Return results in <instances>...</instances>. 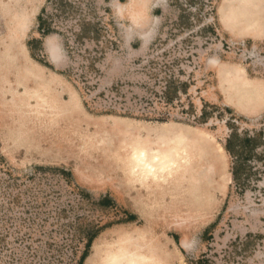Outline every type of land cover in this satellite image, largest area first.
Instances as JSON below:
<instances>
[{
	"label": "rangeland",
	"instance_id": "rangeland-1",
	"mask_svg": "<svg viewBox=\"0 0 264 264\" xmlns=\"http://www.w3.org/2000/svg\"><path fill=\"white\" fill-rule=\"evenodd\" d=\"M149 250L264 264V0H0V264Z\"/></svg>",
	"mask_w": 264,
	"mask_h": 264
},
{
	"label": "bare ground",
	"instance_id": "bare-ground-1",
	"mask_svg": "<svg viewBox=\"0 0 264 264\" xmlns=\"http://www.w3.org/2000/svg\"><path fill=\"white\" fill-rule=\"evenodd\" d=\"M153 152V150L148 151L144 148L133 149L130 154L131 164L134 168L138 166L143 175L150 176L152 179L161 177L162 172L165 170L169 171V169H171L170 171L172 173L175 172L177 168L182 167L181 160H183V158L178 155H168L164 150L158 153ZM154 259L155 255L149 250L142 254L127 256L124 264H156L157 262H155Z\"/></svg>",
	"mask_w": 264,
	"mask_h": 264
},
{
	"label": "trees",
	"instance_id": "trees-1",
	"mask_svg": "<svg viewBox=\"0 0 264 264\" xmlns=\"http://www.w3.org/2000/svg\"><path fill=\"white\" fill-rule=\"evenodd\" d=\"M43 11H45V9H43ZM38 21H39V25H38L39 31L42 32L43 34L45 32H48V30H44L45 22H44L42 16L39 17V20ZM233 135L234 134L232 133L231 136L228 138V140L226 141V144H225L224 148H225L226 152L230 156H232V157L234 156L235 157V151L233 150V147H232V137H233ZM235 160H237V158ZM236 172H237V168L234 165V166H232V175H233V178L234 179H236ZM90 242L91 241L88 242L87 247L89 246Z\"/></svg>",
	"mask_w": 264,
	"mask_h": 264
}]
</instances>
